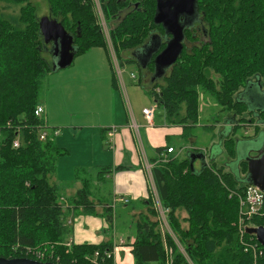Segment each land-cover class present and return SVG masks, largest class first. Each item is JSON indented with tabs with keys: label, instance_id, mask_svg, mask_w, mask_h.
<instances>
[{
	"label": "trees",
	"instance_id": "obj_1",
	"mask_svg": "<svg viewBox=\"0 0 264 264\" xmlns=\"http://www.w3.org/2000/svg\"><path fill=\"white\" fill-rule=\"evenodd\" d=\"M0 2L19 8L16 14L0 12V256L25 257L27 248H45L55 252L48 262L93 264L99 252V264H115L113 239L66 245L74 235L73 224L67 222V201L89 215L105 217L113 228L116 213L102 184L103 176L112 171L110 166L99 170L76 168L74 179L81 186L63 201L55 178L59 160L67 156V150L58 145L56 137L40 139L41 130L49 127L44 116L35 115L49 76L56 71L53 60L42 55L44 47L48 49L52 43L46 44L41 34V17L32 0ZM47 3L46 16L62 23L73 36L75 58L98 45L109 52L110 46L102 41L103 31L97 24L94 0ZM100 3L119 66L137 63L133 52L154 33L166 34L164 27L154 21L156 0ZM198 9L208 32L205 43L184 49L162 82L151 81L155 59L147 68L138 64L140 73L152 74L149 84L144 85L146 93L158 109L165 111H157L155 124L181 126L184 140L189 137L190 126L198 122L201 91L210 94L223 110L240 114L248 111L244 96L237 98L241 90L253 87V79L264 89V0H198ZM109 62L112 85L117 88L118 76L110 52ZM249 113L264 123V108ZM16 138L20 139L19 147L14 146ZM170 146L167 143L156 148L159 156L153 158L152 168L170 229L162 224L150 192L145 200L150 205L148 213L141 212L134 218H138L130 226L134 236L130 232L127 236L129 241L134 237L135 264H264V255L255 257L252 249L245 250L248 243H258L256 236L247 233L242 239L237 227L238 196L250 183L213 165L196 172L188 156L161 158ZM240 168L249 171L248 161L243 160ZM101 204L99 211L97 206ZM249 223L264 226V214Z\"/></svg>",
	"mask_w": 264,
	"mask_h": 264
},
{
	"label": "crops",
	"instance_id": "obj_2",
	"mask_svg": "<svg viewBox=\"0 0 264 264\" xmlns=\"http://www.w3.org/2000/svg\"><path fill=\"white\" fill-rule=\"evenodd\" d=\"M95 48L77 56L75 59L79 57L78 62L74 59L69 70L61 71V69L52 73L48 79V88L44 95V118L46 117V123L51 129L61 130L56 141L60 147L67 150V156L63 157L61 162L59 160L55 181L59 187L62 185L75 186L76 193L80 187H76L74 180H72L75 169L86 167L93 170L94 164H96L93 163L95 153L93 151L90 153L88 161V155L80 150V145L87 144L95 148L97 144L101 145L106 139L107 145L113 148V152H111V160L102 164L111 168L112 177L114 176L115 196L118 197L117 193H123V195L134 198L145 197L147 200L151 192L148 164L154 165L153 158L159 155L155 150L151 155L143 157L146 153L140 128L145 129L148 144L154 149L165 146L173 136L181 138L183 128L175 125H156L157 114L154 124L150 125H139L137 121H134V124L130 121L119 122L117 101L115 100L118 94L110 83L112 68L109 62V52L104 47L96 52ZM100 51H103L104 55ZM102 95L105 100L111 96L115 98L113 108V115L115 116L112 123H103V119L107 118V112L103 114L104 107L101 108L97 105V100ZM65 104L69 106L66 110L61 108ZM105 109H108V104L105 105ZM157 111L158 107L156 113ZM156 126L159 127L156 128ZM107 129L109 130L108 134L106 133ZM126 152L130 153L131 162L135 167L122 165L126 159ZM118 166L120 167L115 169ZM111 174L103 176L102 182L111 177ZM66 198L63 197L65 202L68 200ZM145 200H142L143 203ZM67 202L65 204L66 210L69 211L67 222H71L74 227V235L71 238L73 242L99 244L111 239L107 235L110 227L105 218L89 215L80 207L73 208ZM126 230L129 233L128 227ZM126 230L123 231L126 232ZM120 235V242L113 239L115 261H119L120 264H135L132 253L134 239L131 238L129 241L127 234Z\"/></svg>",
	"mask_w": 264,
	"mask_h": 264
},
{
	"label": "rangeland",
	"instance_id": "obj_3",
	"mask_svg": "<svg viewBox=\"0 0 264 264\" xmlns=\"http://www.w3.org/2000/svg\"><path fill=\"white\" fill-rule=\"evenodd\" d=\"M32 1L37 7V14L39 15V17H43L49 14V6L47 0H32ZM6 5L7 4L0 2V12L3 11L8 15L18 13L19 8L8 7ZM97 24H98V17H97ZM161 33L163 35L162 31ZM103 38L102 41L105 40L110 46L109 52L115 65L114 59L116 58V53L112 47L111 37L110 35L108 36L104 32ZM49 46L50 47H47L48 49H46V46L44 47L42 55L45 59L52 61L54 57L53 49H52L53 43L51 45L49 44ZM101 47L103 46L98 45L94 50H96V52L97 50H102ZM100 52H102V55H104L103 51ZM78 59L79 57L75 59L76 62H78ZM69 68L70 67L64 68L61 71L69 70ZM115 68L118 76V87L115 88L112 85V81L110 83H111V87L117 90L116 92L118 95L116 99L111 96L109 99L105 100L104 96L102 95V97L97 100V105L100 106L101 108L104 107V111H102L103 114L107 112V118L103 119V123L113 122V118L115 116L113 115V111H114L113 108L115 106L114 99H115L117 101V116L119 122L130 121L134 124V121H137L139 125H145V124L150 125L149 121H147L146 119L144 110L147 108L154 107L155 101L148 96L144 88V85L149 84L148 77L150 78L152 74H146L145 72L140 73L138 69V63H127L124 66H120V73L117 67ZM168 72L169 69L167 70V72H165L164 75H166ZM132 74L135 75V78L132 77ZM162 78L163 76L157 80L162 82ZM111 79H112V71H111ZM140 80L142 81V84L139 83ZM251 82L254 83L253 87L250 88L248 86L245 89L243 88L241 90V93L237 95V98L240 99L243 98L244 96L248 104V111L240 114H237L234 111L223 110L222 107L215 101V99L210 94L201 91L200 108H199L200 116L198 122L194 126H190L189 137L186 140L179 138V136H173L172 139H170L169 144L176 149L175 153L171 154V156L191 157L192 154L200 155L201 158H197L194 160V166H195L194 170L196 172L201 171L205 166L213 165L214 167L225 168L224 169L225 171L233 172L234 175L237 177V179H239L241 182H245L249 176V171L246 172L241 171L240 168L241 162L245 159L255 158L261 155L262 153H264V123H261L260 121H258V119H255L254 113H249L251 111L257 112L258 109L264 108V89L257 84L255 79H253ZM44 95L42 97L41 103L45 106ZM106 104H108V109H105ZM67 107H69L67 104L61 106V108L65 110ZM159 113H165V111L162 109H158L157 114ZM251 118H254V123H252ZM156 121L158 122V119ZM157 125L159 124L157 123ZM256 125L259 127L258 130L254 129ZM158 127L159 126H156V128ZM49 128L51 129V127ZM140 132L142 135L141 139L143 140V145L146 153V154L143 153L144 154L143 157L145 155H151L152 153H154L156 148L154 149L153 147H151V145L148 144L147 133L145 129L140 128ZM105 142L106 140H103V143L101 145L97 144L95 148L92 145L91 146L87 144L80 145V150L87 153L88 161L90 159V153L92 151L93 153H95L93 156V161H94L93 163H96L94 164L95 170H99V168H105L106 166H108L102 163H106V161H110L112 158L111 152H113V148H111ZM235 147H237V153L232 154ZM125 155H126V159L124 160L122 165L131 168L135 167L134 164L131 162L130 153L126 152ZM63 157L65 156L61 157L60 162L62 161ZM157 161H158L157 164H159L160 158H158ZM110 176L112 177V174ZM111 177L106 179L105 182H102L104 193L107 196L108 201L111 202L112 204H115V213H116V219L113 228L109 226L110 229L107 231V235H109L111 239H115V241L117 240V242H120L121 241L120 234H124V235L127 234L126 236L129 235L128 230H126V227L130 229L129 232L132 234V236H134L133 229L132 227L130 228V226L133 225L134 222L138 219L137 218L136 220H134V218L138 217V214L140 216L141 212L148 213L150 205L146 203V201L143 203L142 200H145L146 199L145 197L134 198L133 196L129 197L127 195H123V193H117L118 194L117 196L119 197L123 195L124 197L128 198L131 203L125 204L120 201L116 202L115 200L116 193L114 194L115 191L114 176L112 178ZM94 178L96 179V177ZM72 180H74L73 182L76 185V187L81 186L80 182H78L74 178H72ZM59 189L61 194L67 197L66 199H68L69 196L73 195L76 191L75 190L76 188L73 185H62L59 187ZM152 190L157 198V194L154 187H152ZM108 192H111V194H108ZM151 195L153 197L152 199L153 203H155L152 192ZM94 200L97 201L95 198ZM131 207H134L133 212L130 211ZM102 208H103L102 204L97 206V209L99 211H101ZM135 213H137L136 216H134ZM185 215L186 213L184 212L183 216ZM248 225L254 226L250 223ZM123 229H125L126 232L123 231ZM51 246L52 245H49L50 249L52 250ZM35 250L42 251L43 253H45L47 261L50 259L49 257L54 258V254H55L54 251H48V249L45 248L35 249ZM31 255L32 256H29L30 258L33 259L37 258L34 253H31ZM115 264H120V263L119 261H115Z\"/></svg>",
	"mask_w": 264,
	"mask_h": 264
},
{
	"label": "water",
	"instance_id": "obj_4",
	"mask_svg": "<svg viewBox=\"0 0 264 264\" xmlns=\"http://www.w3.org/2000/svg\"><path fill=\"white\" fill-rule=\"evenodd\" d=\"M198 0H156V12L154 21L162 25L166 35L172 34V39L163 48V43L159 36L152 37L151 41L144 48L138 49V56L135 58L142 68H147L150 62L155 59V73L151 81H155L164 76L165 72L170 69L179 59L184 50V31L185 25L181 22L182 15H197ZM40 30L47 43H53V64L55 72L72 65L75 59L74 38L68 33L62 23L49 16H43L40 19ZM162 50V51H161ZM150 52L149 58L146 53ZM159 52V53H158ZM145 53V54H144ZM157 53V56H153ZM250 87V86H249ZM201 158L200 155L192 154V169H195L194 160ZM248 161L249 176L247 182L256 185L264 191V153L261 155L245 159ZM206 167V166H205ZM204 167V168H205ZM203 168V169H204ZM195 171V170H194ZM249 234H254L260 244L264 246V226H249ZM0 264H57L55 262L39 261L30 257L6 258L0 256Z\"/></svg>",
	"mask_w": 264,
	"mask_h": 264
},
{
	"label": "built area",
	"instance_id": "obj_5",
	"mask_svg": "<svg viewBox=\"0 0 264 264\" xmlns=\"http://www.w3.org/2000/svg\"><path fill=\"white\" fill-rule=\"evenodd\" d=\"M94 1H95L96 14L98 17V24L101 27V30L103 31V33L105 32L109 36L110 35L109 27H108L107 21L105 19L100 1L99 0H94ZM114 60H115V66L117 67V69L120 73L119 62H118L117 58H115ZM132 77L135 78V75L132 74ZM156 109H157V105L155 104L154 107L147 108L144 110V114L146 116V119L149 121L150 124H154ZM44 114H45V107H44V105L39 104L35 109V115H37L39 117H43ZM60 131H61L60 129H56V128H52V129L45 128V129L41 130V132H40V139L44 140V139L48 138L49 136L57 137L60 134ZM14 146L15 147L20 146V139L19 138H16L14 140ZM175 150L176 149L173 146H170L168 149L164 150L161 153V158L162 157L167 158L171 154H174ZM152 168H153V165L148 164V174H149V181H150V185H151V192L153 193L152 187H154L156 194H157V198H156L155 194L153 193L155 206L157 207V209L160 212V218L162 220V224L166 228H169L168 221L166 218V211L163 209L162 204L160 202V198H159V195L157 192V187H156L154 177H153V173H152ZM238 199H239V217H238V221H237V227H238V231L240 233V236H242V239H243V237L248 233L247 232V228L249 227L248 221H250L254 217L263 215V212H264L263 211L264 210V191L261 188H259L258 186L250 184L247 186V188L244 190V192L238 196ZM115 200H116V202L120 201V202H123L125 204H128L130 202V200L124 196L116 197ZM113 206L115 208V204H113ZM244 241L245 240H243V244H246V242H244ZM72 243H73V241H72V239H70L66 243V245L68 247H70L72 245ZM258 244H260L259 241H258V243L250 242L246 245L245 250L248 251V250L252 249L255 253V257L262 256V255H264V249H262ZM25 253H26V257L32 256L31 253H34L37 257V258L34 257L36 260L47 261L46 254L43 253L42 251H36L33 248H27L25 250ZM108 255H110V253H108ZM49 258L52 259V257H49ZM92 263L93 264H99V252L95 253V256L92 260Z\"/></svg>",
	"mask_w": 264,
	"mask_h": 264
},
{
	"label": "flooded vegetation",
	"instance_id": "obj_6",
	"mask_svg": "<svg viewBox=\"0 0 264 264\" xmlns=\"http://www.w3.org/2000/svg\"><path fill=\"white\" fill-rule=\"evenodd\" d=\"M180 20L185 25L184 39H183L184 49H188V48L193 47L194 45H200V44H203V43L206 42L207 36H208V32L206 30L205 24L203 23L202 14L200 13V11H198L197 15H192V16L191 15H182ZM154 36H159L160 39H161V43H166L165 47H166L167 43L173 37L172 34L162 35L161 32L154 33L151 36V38L154 37ZM151 38L146 44H144L141 47L137 48L133 52L134 56L136 54V58L138 56H140L139 54H137L138 49L146 47L148 45V43L152 40ZM164 48H162V50ZM150 54H151L150 52H147L146 53V58H149ZM156 56H157V53L153 57L155 58Z\"/></svg>",
	"mask_w": 264,
	"mask_h": 264
}]
</instances>
